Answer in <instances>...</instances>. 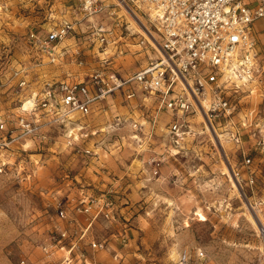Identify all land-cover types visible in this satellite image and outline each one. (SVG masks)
Returning a JSON list of instances; mask_svg holds the SVG:
<instances>
[{
  "label": "rangeland",
  "instance_id": "obj_1",
  "mask_svg": "<svg viewBox=\"0 0 264 264\" xmlns=\"http://www.w3.org/2000/svg\"><path fill=\"white\" fill-rule=\"evenodd\" d=\"M103 1L110 8L93 21L116 28L118 44L108 54L106 45H91L86 19L76 35L85 61L78 67L68 57L62 64L39 58L28 40L30 30L47 27L51 11L76 18L77 0H0V115L9 126L47 83L67 80L68 74L89 81L97 72L128 78L158 58L147 42L140 45L146 28L156 32L144 7L131 0ZM254 35L261 73L228 96L237 105L231 125L215 121L213 129L200 113L182 119L158 114V101L131 86L125 90H134L135 98L124 91L107 95L75 123L44 125L25 137L19 130L13 137L0 131V264H28L35 251L71 244L84 263L89 258L105 264L108 258L95 254L107 251L86 250V243L92 248L104 241L105 248L116 243L123 264H264L263 24ZM75 43L69 39L64 46L71 51ZM19 70L29 82L24 91L15 76ZM31 106L27 102L24 109ZM176 120L186 132L179 144L169 130ZM73 129L79 139L71 144ZM238 130L241 144L233 139ZM246 157L252 159L249 167ZM152 159L163 162L159 175ZM82 201L94 202L90 214L78 212ZM60 207L68 220L58 217ZM61 231L69 238L57 244Z\"/></svg>",
  "mask_w": 264,
  "mask_h": 264
},
{
  "label": "built area",
  "instance_id": "obj_2",
  "mask_svg": "<svg viewBox=\"0 0 264 264\" xmlns=\"http://www.w3.org/2000/svg\"><path fill=\"white\" fill-rule=\"evenodd\" d=\"M125 2V0H120ZM138 9L144 7L156 32L146 28L140 45L146 42L155 50L158 58L145 68L128 78L117 73L97 72L89 76V81H61L57 84L47 83L41 93L35 94L27 102H32L29 109L21 110L12 127L0 115V131H7L13 137L17 130L21 136H33L45 126L75 123L93 113V106L107 95L124 91L128 99L136 97V88L146 97L155 98L159 103L158 114L162 111L177 119L185 115L200 113L206 125L215 129L214 122L227 121L233 123L237 105L228 96L238 94L242 86L255 80L260 75L258 43L254 35L256 25H264V0H131ZM77 17H57L54 11L49 15L47 27L30 30L28 40L41 59H48L51 64H62L67 57L78 67H83L82 50L76 38L78 29L87 19L88 30L91 31V45L104 47V54L112 44H118L117 29L105 27L93 21L110 5L103 0H77ZM73 7L70 6L68 13ZM134 14V10L130 9ZM78 11V12H77ZM115 14V13H112ZM119 26V25H117ZM44 33V34H42ZM74 39L73 50H68L64 43ZM123 54V50L120 51ZM103 66H109V59H102ZM24 70L16 71L20 77L18 86L24 91L29 87L28 80L23 77ZM134 90H125L128 87ZM46 120L45 123H41ZM157 116L152 124L156 128ZM15 125V126H14ZM142 125L136 124L135 127ZM246 127L247 124L243 123ZM184 124L179 120L169 125L174 141L179 144L186 132ZM83 130L79 129V132ZM76 129L70 138L73 142ZM237 144L242 143L238 130L233 134ZM245 165L251 166L252 159L245 158ZM163 162L152 159L150 165L155 175H159ZM253 184V178L250 179ZM94 202L82 201L78 212L90 214ZM100 205L99 213L104 210ZM107 207H109L107 205ZM107 218L109 214L106 215ZM61 220L68 218L67 210L58 209ZM57 244L69 238L67 231L59 233ZM127 238L121 243L127 245ZM93 249H105V243H91ZM72 246V250H74ZM44 252L52 256V247H44ZM71 250V251H72ZM201 256H204L201 254ZM70 260V259H69Z\"/></svg>",
  "mask_w": 264,
  "mask_h": 264
},
{
  "label": "crops",
  "instance_id": "obj_3",
  "mask_svg": "<svg viewBox=\"0 0 264 264\" xmlns=\"http://www.w3.org/2000/svg\"><path fill=\"white\" fill-rule=\"evenodd\" d=\"M258 25L260 26L261 24H258ZM42 34H44V33H42ZM73 49H74V47L71 48V50H73ZM22 76L25 77V75H22ZM71 76L75 77V78H71ZM67 77H68L67 80H64V81H68V82L81 81L78 78L81 76H78L77 74H68ZM74 224H75L74 221H72L70 223V225H73V226H74ZM106 242L107 241H104L103 243H106ZM86 244H87L86 250L88 253H90V252L97 253L100 250L107 251V252H104L105 255L95 254L96 257H99V259L102 258L103 256L108 258V260L105 264H111V262H114L115 264H123V263H121L122 259H124L123 255L121 254L122 252L115 248L116 243H114L113 241L107 243L105 249H93L89 246L90 245L89 242ZM72 246L73 245L71 244L70 246H66L65 248H62L61 251L56 250L52 256L46 255L45 252H43L41 250L35 251L32 255L29 256L27 262H28V264H71V262H73V264H96L95 261L93 262V260H90L89 258H86L85 263H84V260L83 259L80 260L79 259L80 256H78L76 254V252H75L76 247L74 248V250H72L71 249ZM62 251H64L65 253H63ZM60 253H61V255H59ZM78 253L81 254V251H79ZM71 256H72V261L69 260ZM77 260H79V261H77Z\"/></svg>",
  "mask_w": 264,
  "mask_h": 264
}]
</instances>
